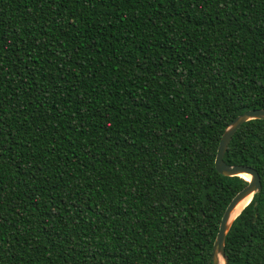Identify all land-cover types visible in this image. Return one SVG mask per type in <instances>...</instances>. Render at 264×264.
Masks as SVG:
<instances>
[{
	"label": "trees",
	"instance_id": "trees-1",
	"mask_svg": "<svg viewBox=\"0 0 264 264\" xmlns=\"http://www.w3.org/2000/svg\"><path fill=\"white\" fill-rule=\"evenodd\" d=\"M264 109V0H0V264H212ZM261 189L225 236L264 264Z\"/></svg>",
	"mask_w": 264,
	"mask_h": 264
},
{
	"label": "water",
	"instance_id": "water-1",
	"mask_svg": "<svg viewBox=\"0 0 264 264\" xmlns=\"http://www.w3.org/2000/svg\"><path fill=\"white\" fill-rule=\"evenodd\" d=\"M250 120H264V109H252L235 117L225 128L217 148L214 165L216 171L219 174L226 177L238 176L240 178H243L242 176L246 175L249 177V179L246 180L245 178H243L244 180L248 181V185L233 197V199L229 202L223 212L218 231L213 242L212 264H219L220 258L223 259V264H228V260L224 252L225 236L230 228L232 221L240 214V212L244 208L235 217L232 216L240 202H242L247 197H251L252 199L253 195L259 192L261 189L259 176L254 169L247 166H230L223 162V156L232 136L242 124Z\"/></svg>",
	"mask_w": 264,
	"mask_h": 264
},
{
	"label": "bare ground",
	"instance_id": "bare-ground-1",
	"mask_svg": "<svg viewBox=\"0 0 264 264\" xmlns=\"http://www.w3.org/2000/svg\"><path fill=\"white\" fill-rule=\"evenodd\" d=\"M242 177L245 178L246 180L249 179V177L246 176V175H243ZM250 201H251V197H247L242 202H240V204L236 208V210H235V212H234L232 217H235ZM219 264H223V259L222 258H220Z\"/></svg>",
	"mask_w": 264,
	"mask_h": 264
}]
</instances>
